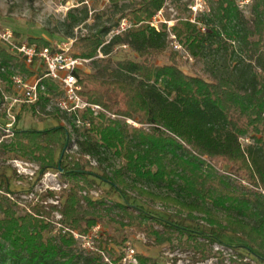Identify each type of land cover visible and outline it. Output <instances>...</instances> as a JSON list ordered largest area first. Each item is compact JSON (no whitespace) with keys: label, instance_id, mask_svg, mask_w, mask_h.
Segmentation results:
<instances>
[{"label":"trees","instance_id":"1","mask_svg":"<svg viewBox=\"0 0 264 264\" xmlns=\"http://www.w3.org/2000/svg\"><path fill=\"white\" fill-rule=\"evenodd\" d=\"M125 1L134 0H109V4L116 8ZM205 1L207 11H199L195 18L177 17L170 27L159 19L158 27L152 23L167 0H137L112 26L74 43V54L90 60L94 69L75 71L82 95L103 110L67 112L58 105L70 127H13L9 139L0 141L2 153L36 164L38 178L58 171L75 182L60 195L47 190L39 202L20 213L11 196L10 178L0 176V264H109L105 253L117 264L121 257H114L110 244L121 243L114 237L101 234L97 250L91 251L79 249L72 233L88 234L103 216L121 227L143 230L157 247L177 243L189 248L199 262L206 261L213 245L219 244L234 249L233 264H264V0H248V14L240 7L243 0ZM68 17L86 21L88 11L81 20L71 12ZM124 19L131 26L106 41ZM173 40L196 59L212 58L204 69L209 79L185 73L178 51H171L170 64L156 62ZM15 44L52 45L33 37ZM117 46L129 47L136 58L114 60L111 53ZM99 52L103 57L98 58ZM0 58V81L7 91L13 76L9 63L20 59L21 71L33 75L4 43ZM44 84L45 92L33 110L62 94L56 82L44 80ZM2 101L0 89V105ZM127 119L138 126H129ZM71 142L75 153L68 151ZM82 156L107 163L108 171L88 169L91 161L82 162ZM213 161H221L232 175L219 171ZM99 180L108 183L122 202L108 205L80 196L84 190L80 182L92 187ZM129 191L175 208L180 217L146 211ZM57 223L61 227L51 234ZM228 236L242 241L228 244ZM138 258L140 264L151 260Z\"/></svg>","mask_w":264,"mask_h":264},{"label":"rangeland","instance_id":"2","mask_svg":"<svg viewBox=\"0 0 264 264\" xmlns=\"http://www.w3.org/2000/svg\"><path fill=\"white\" fill-rule=\"evenodd\" d=\"M137 0L121 2L118 7L113 8L109 4V0H0V32H11L15 36L16 41H25L27 38H44L50 41L51 44L56 42H72V52L74 51V43L81 37L88 35L89 33H95L103 27L112 26L114 22L118 21L122 13H126L132 7L136 5ZM250 2L243 0L240 3V7L243 8L248 14V5ZM207 3L205 0H167L162 14L158 19L166 21L167 26L170 27L175 23L177 17L191 16L195 18L196 13L199 11H207ZM86 11H88V19L86 21L81 20ZM77 17L79 22H73L68 13ZM155 25L159 27L160 22L156 21ZM115 30L111 31L106 36L108 41ZM19 37H16V35ZM2 43V42H0ZM178 51L179 57H177L178 63L182 70L190 75H199L206 79L204 69L205 66L211 64L212 58H206V60H200L192 57L184 48L173 40L170 43V48L164 54L156 59L158 64H170L169 55L171 51ZM103 57V54L99 52L98 58ZM111 57L114 60L134 59L135 54L127 46H117L113 48ZM212 57V56H209ZM218 58V56H216ZM229 57L226 58L227 64L230 63ZM20 59L9 63L7 66L9 71L13 75H21L27 81L33 80L34 76L27 77L21 71ZM1 63V58H0ZM115 65V64H114ZM232 64H229L227 70H230ZM84 70L88 72L94 71L91 62H88L84 66ZM6 83L0 81V89L7 96L14 94L13 83L10 85V89H5ZM59 96L51 97L47 102H40L35 105L33 110V104H19L14 108V114L16 121L13 127L23 129H46L57 125H67L68 122L63 118L62 113L59 110L58 102ZM9 118L5 114V108L0 105V141L9 139V132L6 129V124L9 122ZM138 126V125H137ZM68 151L75 153L77 147L74 142L67 144ZM83 157L82 162L91 161L88 164V169L95 171L96 173H103L107 170V163L100 164L91 157ZM212 164L221 172L232 175V171L229 167L223 164L221 161H213ZM38 166L34 163L10 158L8 155L0 151V176L1 178L6 176L10 178L11 194L14 201L17 203L18 211L25 213L35 203L39 202V195L52 190L60 195L62 189L69 188L73 183L68 177L62 175V172L49 171L43 176L37 177ZM5 173L6 175H3ZM233 177V176H232ZM235 178V177H233ZM236 182L242 185L247 183L241 178H237ZM83 189L80 192V196H91L96 200H103L108 205L122 202L118 193L112 190L108 183L97 181V183L89 187L85 183L80 182ZM160 190V189H159ZM132 196V200L136 205L142 206L146 211L153 214H159L162 217L168 215L175 218H179L180 215L176 212L175 208L165 206L161 203L154 202L137 195L136 193L129 191ZM48 202L56 203L53 199H49ZM85 206V203L83 204ZM116 210L112 212L115 215ZM55 220H59V214L55 213ZM189 222V221H188ZM201 224L205 227H209L204 221ZM60 224H56V228L51 234H56ZM155 227L161 229V225L155 224ZM91 230L90 232H92ZM89 232V233H90ZM79 234V233H78ZM101 234H106L114 237L120 245L112 242L110 247L115 251L114 257H121V260L117 264H140L138 258L139 255L148 257L151 260L148 264H233L232 260L236 257V252L230 246H224L215 244L213 245V251L209 255L208 259L203 262L198 261V257L189 248H182L175 243L174 245H163L157 247L152 240L146 235L143 230L132 227H121L119 224L112 222L109 218L103 216L99 221V228L97 237L93 236L91 239V245L96 251L99 245V237ZM81 235V234H79ZM77 240V247L79 249H87L84 237H75ZM228 244L237 245L241 243L239 237L228 236L225 238ZM85 245V246H84ZM134 249V254L128 252V248ZM104 261L112 264V257L107 253L103 254ZM126 258V260H124ZM253 260H255L253 258Z\"/></svg>","mask_w":264,"mask_h":264},{"label":"built area","instance_id":"3","mask_svg":"<svg viewBox=\"0 0 264 264\" xmlns=\"http://www.w3.org/2000/svg\"><path fill=\"white\" fill-rule=\"evenodd\" d=\"M160 14L153 20V25L156 21H159ZM131 26V23L126 19L122 20L120 25L115 30L116 34H119ZM13 33L0 32V42L9 47L12 53L20 56L26 66L33 72L34 79L27 81L21 75H13L12 83L14 88V94L7 96L3 91V101L1 106L5 108V114L9 118V122L6 124V129L10 133L13 128V124L16 121L14 114L15 106L19 104H34L41 95L45 92L44 80H51L56 82L62 91L59 98V107L67 112H76L90 108L94 111L103 110L98 105L90 104L87 99L82 95L83 87L79 83L75 71L77 69H84L86 63L90 60L84 59L80 56H76L71 48L72 41L70 42H56L50 46L38 48L36 45L28 46L27 44L18 45L15 44ZM129 126H137L138 124L130 119H127ZM99 226L94 227L92 232L86 235H79L77 232L72 231L75 237H84L87 249H94L91 245V239L93 236L97 237ZM84 245V246H85ZM128 252L131 256L134 254V249L128 248ZM126 260V258H124Z\"/></svg>","mask_w":264,"mask_h":264}]
</instances>
